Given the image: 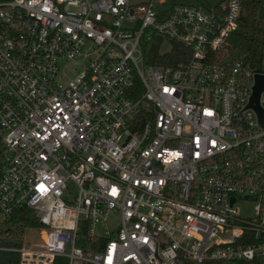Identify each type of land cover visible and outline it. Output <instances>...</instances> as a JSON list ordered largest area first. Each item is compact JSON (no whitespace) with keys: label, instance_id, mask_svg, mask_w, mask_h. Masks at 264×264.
<instances>
[{"label":"built area","instance_id":"built-area-1","mask_svg":"<svg viewBox=\"0 0 264 264\" xmlns=\"http://www.w3.org/2000/svg\"><path fill=\"white\" fill-rule=\"evenodd\" d=\"M164 2L0 3V222H38L18 264H264V44L230 57L241 0Z\"/></svg>","mask_w":264,"mask_h":264},{"label":"trees","instance_id":"trees-1","mask_svg":"<svg viewBox=\"0 0 264 264\" xmlns=\"http://www.w3.org/2000/svg\"><path fill=\"white\" fill-rule=\"evenodd\" d=\"M261 3L259 0H241V16L237 28L232 33L228 50L231 58L241 56L250 66L259 59L260 48L264 44V24L256 16ZM167 54H153V64L174 66L186 53L173 44ZM38 227L33 214L23 208L13 212L10 217L0 222V249L20 247L23 231ZM0 264H18V255L14 252L0 250ZM207 264H242L237 262H208Z\"/></svg>","mask_w":264,"mask_h":264},{"label":"rangeland","instance_id":"rangeland-1","mask_svg":"<svg viewBox=\"0 0 264 264\" xmlns=\"http://www.w3.org/2000/svg\"><path fill=\"white\" fill-rule=\"evenodd\" d=\"M9 0H0V3L2 2H7ZM173 1L175 3H195V4H200L202 7H204L205 9H208L209 7H212L214 5H216L219 1L221 0H165L163 7H167L170 6L171 3H173ZM261 3L260 8L257 11V18L259 20H261L264 24V0H259ZM173 46L172 43H170L169 41H162L159 45V53L165 54L168 53L169 50L171 49V47ZM152 57H149L148 60H150ZM75 62H77V60H75ZM75 62H71L68 63L65 67V71L66 74H70V71L72 68H74V63ZM76 69H78L79 67H75ZM237 209H238V215L239 217L245 219V218H249L252 216V212H251V207H252V203L250 201H240L237 203L236 205ZM38 241V233L37 230L33 229V228H29L26 229L25 231H23V234L21 236V244L20 246H22L24 243L25 244H31L34 242Z\"/></svg>","mask_w":264,"mask_h":264},{"label":"water","instance_id":"water-1","mask_svg":"<svg viewBox=\"0 0 264 264\" xmlns=\"http://www.w3.org/2000/svg\"><path fill=\"white\" fill-rule=\"evenodd\" d=\"M254 86L252 89V95L250 97V104H253V108L259 113V109L257 106V98H258V94L261 90V86H262V78L260 76H255L254 78Z\"/></svg>","mask_w":264,"mask_h":264},{"label":"crops","instance_id":"crops-1","mask_svg":"<svg viewBox=\"0 0 264 264\" xmlns=\"http://www.w3.org/2000/svg\"><path fill=\"white\" fill-rule=\"evenodd\" d=\"M221 1H222V0H221ZM221 1H219V2H221ZM219 2H218V3H219Z\"/></svg>","mask_w":264,"mask_h":264}]
</instances>
